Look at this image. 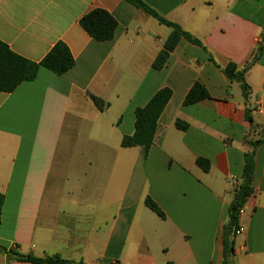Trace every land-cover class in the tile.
I'll list each match as a JSON object with an SVG mask.
<instances>
[{
	"label": "crops",
	"instance_id": "0c3cea01",
	"mask_svg": "<svg viewBox=\"0 0 264 264\" xmlns=\"http://www.w3.org/2000/svg\"><path fill=\"white\" fill-rule=\"evenodd\" d=\"M145 2L207 51L182 40L156 71L171 29L125 0H0V41L13 52L40 63L63 42L76 61L64 76L41 67L34 81L0 93V246L74 264H222L235 181L251 142L262 140L230 264H264V0ZM95 9L118 22L113 40L97 42L80 26ZM260 43L245 101L221 68H243ZM196 82L210 98L184 106ZM163 88L172 98L149 153L123 148L135 110ZM91 96L109 107L100 111ZM0 264L31 263L0 252Z\"/></svg>",
	"mask_w": 264,
	"mask_h": 264
},
{
	"label": "trees",
	"instance_id": "16d2710c",
	"mask_svg": "<svg viewBox=\"0 0 264 264\" xmlns=\"http://www.w3.org/2000/svg\"><path fill=\"white\" fill-rule=\"evenodd\" d=\"M125 1L146 15L154 18L160 25L171 29V34L166 39L162 50L153 63L154 70L160 71L166 66L171 54L182 40H186L189 44L196 45L207 51L198 39L183 30L178 24L170 22L162 17L156 10L151 8L145 0ZM79 23L88 35L97 42H109L113 40L118 28L116 19L109 12L102 9H95L87 13L80 19ZM263 40L264 31L261 36V41ZM261 51L262 44L260 43L252 59L248 61L243 68H239L234 63H229L221 68L228 81L239 84L242 97L245 101L249 99L251 94V88L246 81V75L259 59ZM209 60L215 63L211 54H209ZM75 65V58L68 46L63 42H58L40 63H36L16 54L8 45L0 41V93H11L22 83L34 81L41 67L46 68L57 76H64L71 71ZM171 98L172 90L163 88L159 90L144 107H139L135 110V131L133 135L123 137V148L141 147L144 149L146 155L149 153L154 144L159 119ZM208 98H210L208 90L203 85L196 82L187 94L184 100V106L195 105ZM91 99L100 111H104L109 107L108 103L96 96H91ZM246 120L253 123L249 113H246ZM176 126L182 131L188 129V124L180 120H177ZM262 142V140L251 142L253 149L245 155V168L242 181L233 192V197L229 206L228 222L223 230L224 252L222 264H230V259L234 254L235 236L239 228V212L244 208L248 198L253 194L252 181L256 167V149ZM196 163L203 171L208 172L210 170V163L208 160L198 158ZM145 205L161 218L165 217L160 208L150 198H146ZM2 206L3 196L0 195V215ZM0 252L7 255H14L18 260L31 264H74L62 259L58 255L46 258H37L31 255L22 256L2 246H0Z\"/></svg>",
	"mask_w": 264,
	"mask_h": 264
},
{
	"label": "rangeland",
	"instance_id": "374dc122",
	"mask_svg": "<svg viewBox=\"0 0 264 264\" xmlns=\"http://www.w3.org/2000/svg\"><path fill=\"white\" fill-rule=\"evenodd\" d=\"M81 147H78L77 149H79ZM84 149L85 152H95V150H98L99 153L101 152V148H98V147H95V146H92V147H89V145L87 143H85V145L82 147ZM77 152H79V150H77Z\"/></svg>",
	"mask_w": 264,
	"mask_h": 264
},
{
	"label": "built area",
	"instance_id": "2783aa9c",
	"mask_svg": "<svg viewBox=\"0 0 264 264\" xmlns=\"http://www.w3.org/2000/svg\"><path fill=\"white\" fill-rule=\"evenodd\" d=\"M235 186L236 188L239 186V183L235 181ZM244 213V208L240 210L239 212V218L243 215ZM244 232V228L243 227H239L238 230L236 231V235H240Z\"/></svg>",
	"mask_w": 264,
	"mask_h": 264
}]
</instances>
